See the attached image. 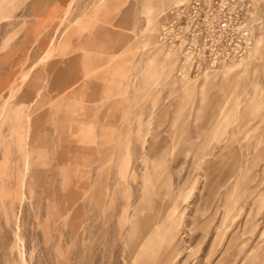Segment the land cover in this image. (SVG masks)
Segmentation results:
<instances>
[{"label":"rangeland","instance_id":"374dc122","mask_svg":"<svg viewBox=\"0 0 264 264\" xmlns=\"http://www.w3.org/2000/svg\"><path fill=\"white\" fill-rule=\"evenodd\" d=\"M178 1L0 0V264H129L156 196L164 264H264V0L208 79L159 43Z\"/></svg>","mask_w":264,"mask_h":264},{"label":"built area","instance_id":"2783aa9c","mask_svg":"<svg viewBox=\"0 0 264 264\" xmlns=\"http://www.w3.org/2000/svg\"><path fill=\"white\" fill-rule=\"evenodd\" d=\"M251 12L247 0H188L169 11L158 40L180 51L198 75L246 55Z\"/></svg>","mask_w":264,"mask_h":264},{"label":"bare ground","instance_id":"6f19581e","mask_svg":"<svg viewBox=\"0 0 264 264\" xmlns=\"http://www.w3.org/2000/svg\"><path fill=\"white\" fill-rule=\"evenodd\" d=\"M183 1L185 0H179L178 2L181 3ZM157 50L162 52V48L159 47L158 44ZM165 53L167 56L172 55L171 52ZM241 63L243 62H231L230 65L223 68L221 67V73L216 74V72L209 73V71H206L203 76L206 79H208L209 77L215 78L216 76L223 77L227 74L232 73V71L235 68L239 67ZM232 177L233 175L228 177L226 182H228ZM236 181L237 183H243L242 177H238ZM261 181L262 180H260L259 182ZM245 192L246 191L243 189L240 193L241 195H243ZM151 195L149 194L148 198H150ZM155 198V215L144 214L143 216H141L142 207H139L137 211H135L136 215L131 222V230L126 235L127 261L129 264H164L172 257L173 252L171 250L173 249L175 235L173 233V226H170V222L167 219L169 218V208L166 209L162 206L163 197L162 199H160L159 196H156ZM24 256L25 255L21 256V261L23 264H27Z\"/></svg>","mask_w":264,"mask_h":264}]
</instances>
